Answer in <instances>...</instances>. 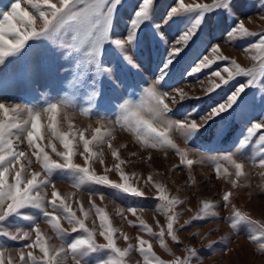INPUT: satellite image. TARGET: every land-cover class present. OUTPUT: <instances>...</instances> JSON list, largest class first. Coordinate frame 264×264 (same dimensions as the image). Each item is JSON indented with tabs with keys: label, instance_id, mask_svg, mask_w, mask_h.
I'll list each match as a JSON object with an SVG mask.
<instances>
[{
	"label": "rangeland",
	"instance_id": "1",
	"mask_svg": "<svg viewBox=\"0 0 264 264\" xmlns=\"http://www.w3.org/2000/svg\"><path fill=\"white\" fill-rule=\"evenodd\" d=\"M12 2L13 0H0V11L8 9ZM211 2L212 0H185V3ZM139 3L140 0H121L116 6L112 30L117 36L127 35L129 22ZM173 6H178V0H155L150 18L141 25V31L137 33V44L132 50L133 58L140 65L139 69L123 62L111 44L104 45L102 51L105 54L101 56V64L112 68L111 79L102 68H97L89 60L87 45L80 52L69 54L64 49L58 50L47 34L30 39L19 51L0 60V102L20 105L33 113L41 112L51 103L65 104L67 115L74 118V130H83L89 124H95L97 119L108 122L111 127V121L118 115L117 106L124 99L130 103H139L143 95L142 89L156 77L164 64L169 44L186 32L200 16L199 10L181 11L167 23H162ZM261 15H264V7L260 6L259 0H231L227 10L218 8L207 12L203 16L204 22L199 26L200 30L193 38L194 42L180 54L178 62L165 79L163 87L166 91L183 87L190 95L200 96L199 99H187L178 103L168 113L175 120H182L189 113L194 119H198L226 101L237 88L245 86L241 95L246 103L241 110L234 114H230L229 110L214 121H209L199 131L188 132L185 136L179 130L172 134L171 138L178 147L192 149L189 153V158L194 161L191 168L180 165L175 149L146 148L134 136L117 126L116 140L113 143L125 145L121 156L130 161L124 166L126 171L134 172L145 180L152 176L153 181L165 186L170 196L182 201L173 206L178 223L185 225V221L189 222L177 233L179 243L165 236V243L168 244L166 250L160 246L158 238L140 226V220L143 219L153 232L158 233L161 226L166 227L164 202L152 198L155 190L151 185L141 183L139 186L148 197H138L92 181L81 182L82 174L72 169H54L48 173L49 183H56L62 193L74 192L70 185L79 184L82 192H77L75 199L82 200L85 207L88 206V193L97 195L92 197L97 206L104 209L113 227L128 237L123 239L117 233V246L126 248L132 245L125 257V264H144V258L138 250L140 238L147 240L152 245L153 252L166 261L186 256L187 248L195 246L202 264H264V249L259 247V242L253 243L247 238L254 234L253 226L244 222L237 225L236 232L233 231L226 220L229 210L220 203L222 194L231 191V199L237 207L251 213L254 218L264 219V168L259 165V161L264 160V142L259 140L258 135L247 136V129L252 123L264 120V76L255 84L249 83L247 76L234 77L210 95H204L201 84L197 82H206L211 71H222L224 67L234 68L230 63L232 60L242 68L255 70L257 74L260 72L261 53L251 46L264 38V20L260 19ZM242 19H245V26L249 31L256 34L228 39L227 35ZM154 25L160 27L156 28ZM71 31L68 30L69 35ZM159 32L164 34V39ZM216 44L220 45L221 51L229 60L217 61L210 69L188 75L197 58L207 54ZM253 56L257 59L253 60ZM97 91L98 96L94 95ZM43 123H47V120ZM66 128L67 121L61 125L58 116V131ZM26 132V125L13 129V139H22ZM85 135L88 133L85 132ZM245 138L248 140L247 144L243 143ZM58 146L62 148V145ZM21 147L26 148V145ZM232 153L236 154L238 162L245 165L244 176L237 179L235 188L231 184V180L236 179L234 175H216L217 165L227 167L229 173L234 172L227 161L219 159L222 155ZM104 159L111 166L113 158L110 153L105 151ZM97 171L102 173L103 166L98 165ZM110 179L116 180L118 175L110 174ZM99 196L104 197L103 201ZM206 199L217 205L213 211L218 216L208 215L194 219ZM131 208L143 211H138L136 216L125 212V218L121 219L119 213ZM59 212L60 210L58 214ZM46 220L42 208L27 206L0 221V231L32 230L35 225ZM93 220L95 226H98L99 218L95 216L94 209L86 222L90 229L94 228ZM40 226L52 238V243H60L49 230L50 226L44 223ZM84 235L86 233L82 230L65 233L61 241L68 246ZM261 241L264 242V238ZM29 242L0 234V250L22 248ZM98 242H103V238L98 237ZM74 255L81 264H104L112 252L110 249L95 247L78 250Z\"/></svg>",
	"mask_w": 264,
	"mask_h": 264
},
{
	"label": "snow or ice",
	"instance_id": "2",
	"mask_svg": "<svg viewBox=\"0 0 264 264\" xmlns=\"http://www.w3.org/2000/svg\"><path fill=\"white\" fill-rule=\"evenodd\" d=\"M120 2L121 0H13L8 9L0 11V60L19 51L30 39L47 34L58 50L64 49L69 54L80 52L87 45L89 60L95 63L97 68H102L110 79L112 68L101 64V56L105 54L102 51L105 44H111L118 56L122 57L123 62L139 69L140 65L133 58L132 50L137 44V33L141 31V25L150 18L155 0H140L134 17L129 22V31L124 36H117L112 30L115 9ZM230 4L231 0H212L210 4L185 3V0H178V6L170 9L162 23H167L181 11L199 10L200 16L186 32L169 44L164 64L156 77L142 89L143 95L139 103H130L129 100L124 99L117 106L118 115L111 121V127L108 122L97 119L95 124H89L83 130L79 128L74 130L72 123L74 118L67 115L65 104L51 103L41 112L33 113L23 106L0 102V221L27 206L42 208L47 220L41 223L50 226L49 230L60 241L59 244L52 243V238L42 230L41 223L35 225L32 230H2L0 231L2 235L14 240L30 242L22 248L0 250V264H81L74 254L78 250L95 247L111 250L112 255L104 264H125V257L132 245L126 248L117 246V233L123 239L128 237L114 228L104 209L97 206L92 199L97 195L88 193V206L85 207L82 200L75 199L76 193L82 192L79 184L70 185L75 191L66 194L58 189L56 183H49L48 173L54 169H72L82 174L81 182L92 181L138 197L147 196L139 186L141 183L151 185L155 190L152 198L164 202L166 227L161 226L158 233L153 232L143 219L140 220V226L158 238L160 246L166 250L168 244L165 243V236L179 243L177 233L189 222L185 221V225H180L173 206L182 201L170 196L165 186L153 181L152 176L145 180L134 172H127L124 166L130 161L121 156V150L125 145L114 144L113 141L116 140L118 126L120 130L134 136L135 140L146 148L175 149L180 165L191 168L194 164L193 159L189 158L192 149L178 147L171 138L172 134L179 130L185 136L188 132L199 131L208 125L209 121H214L216 117L229 110H231L230 114H234L242 109L246 103L241 95L245 86L237 88L226 101L198 119H194L189 113L182 120H175L170 118L168 113L178 103L187 99H199L200 96L190 95L183 87L170 91H166L163 87L169 71L175 67L180 54L194 42L193 38L204 22L203 16L218 8L227 10ZM259 4L264 7V0H259ZM260 19L264 20V15H261ZM154 27L160 26L154 25ZM69 29L72 30L70 35ZM158 34L164 39L162 32ZM249 34L256 33L250 32L245 26V19H242L237 22L227 38L233 39ZM251 47L261 53L260 72L257 74L255 70L242 68L232 60L230 63L234 68L224 67L222 71H211L206 82L197 81L201 84L204 95H210L240 75L249 77L251 84H255L264 76V38ZM256 59L257 57L253 56V60ZM227 60L229 57L223 54L220 45H213L207 54L197 58L188 75L210 69L217 61ZM94 95L98 96L99 92H95ZM58 116L61 125L67 121V128L63 131L57 129ZM45 119L47 123H43ZM22 125L27 126L26 136L22 139H13L12 130ZM85 132L88 133L87 136ZM253 135H258L259 140L264 142V120L254 122L248 127L247 136ZM243 143H248L247 138ZM24 145L26 148L21 147ZM58 145H62V148ZM105 151L113 158L111 166L105 163ZM219 159L227 161L234 172L229 173L227 167L217 165L216 175H234L236 179H232L231 184L235 188L237 179L244 176V163L238 162L235 153L222 155ZM98 165L103 166L102 173L97 171ZM259 165L264 168V160L259 161ZM110 174H117L118 179H110ZM99 197L103 201L104 197ZM232 197L231 191H225L220 197L221 206L229 210L226 220L230 228L235 231L237 225L241 223L251 224L254 234L247 238L253 243L259 242V247L264 249V242L261 241V238H264V219L254 218L251 213L237 207ZM216 207L217 205L211 201L204 200L194 219L208 215L218 216V213L213 211ZM93 209L95 216L99 218V224L95 226L93 220L94 228L90 229L86 222ZM58 210H60L59 214ZM138 211L143 209H126L119 214L121 219H124L125 212L136 216ZM128 223L131 224L132 221ZM80 230L86 235L78 237L68 246L62 244L61 237L65 233ZM98 237H102L103 242H98ZM138 245L144 264H202L195 246L187 248L186 256L166 261L153 252L152 245L147 240L140 238Z\"/></svg>",
	"mask_w": 264,
	"mask_h": 264
},
{
	"label": "bare ground",
	"instance_id": "3",
	"mask_svg": "<svg viewBox=\"0 0 264 264\" xmlns=\"http://www.w3.org/2000/svg\"><path fill=\"white\" fill-rule=\"evenodd\" d=\"M69 114V113H68ZM69 116H71V115H69ZM82 120V119H81ZM81 120H79V121H81ZM87 122V121H86ZM81 124V123H80ZM89 124V123H88Z\"/></svg>",
	"mask_w": 264,
	"mask_h": 264
}]
</instances>
